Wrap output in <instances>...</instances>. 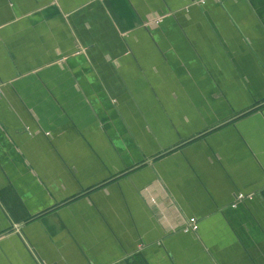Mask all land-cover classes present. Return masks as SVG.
Instances as JSON below:
<instances>
[{"label":"crops","instance_id":"obj_1","mask_svg":"<svg viewBox=\"0 0 264 264\" xmlns=\"http://www.w3.org/2000/svg\"><path fill=\"white\" fill-rule=\"evenodd\" d=\"M44 263L264 264V0H0V264Z\"/></svg>","mask_w":264,"mask_h":264},{"label":"built area","instance_id":"obj_2","mask_svg":"<svg viewBox=\"0 0 264 264\" xmlns=\"http://www.w3.org/2000/svg\"><path fill=\"white\" fill-rule=\"evenodd\" d=\"M159 22V20H156V23H158ZM252 194H250V195H248V196H251ZM246 196L244 195V194H238V196H237V198H238V200H240V199H243V198H245ZM184 230L185 231H196V230H198V225H197V223L195 222V220L194 219H192L191 220V223L190 224H187V225H185L184 226ZM44 264H47V263H44Z\"/></svg>","mask_w":264,"mask_h":264}]
</instances>
